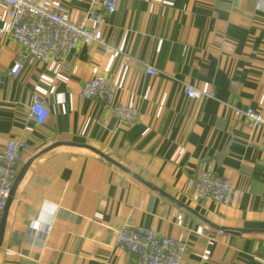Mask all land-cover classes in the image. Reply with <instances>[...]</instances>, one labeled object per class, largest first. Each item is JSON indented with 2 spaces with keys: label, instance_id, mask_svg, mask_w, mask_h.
<instances>
[{
  "label": "crops",
  "instance_id": "obj_1",
  "mask_svg": "<svg viewBox=\"0 0 264 264\" xmlns=\"http://www.w3.org/2000/svg\"><path fill=\"white\" fill-rule=\"evenodd\" d=\"M42 2L102 38L65 58H23L0 4V157L21 139L17 175L32 159L7 197L0 264H130L116 233L135 227L184 244L181 264H264V132L233 113L264 112V0H117L112 13L96 9L100 22L84 0ZM97 73L135 122L81 97ZM35 99L48 110L43 124L28 118ZM55 143L100 151L188 210L85 148L40 155ZM202 170L231 179L225 204L193 195Z\"/></svg>",
  "mask_w": 264,
  "mask_h": 264
},
{
  "label": "built area",
  "instance_id": "obj_2",
  "mask_svg": "<svg viewBox=\"0 0 264 264\" xmlns=\"http://www.w3.org/2000/svg\"><path fill=\"white\" fill-rule=\"evenodd\" d=\"M89 6L90 20L100 22L95 11L103 8L107 13L114 12L117 0H84ZM5 5L10 21V35L19 45L23 58H32L39 62H49L57 58H65L80 46L99 43L100 31L93 30L87 21H72L62 7L47 8L42 0H0ZM89 20V21H90ZM21 68L15 63L10 71L16 75ZM147 74L154 75L151 68ZM117 88L101 74H96L86 81L81 88V97L101 102L109 107L114 117L122 122L133 123L137 119V111L128 106L118 104L115 100ZM188 97L199 99L201 93L191 87L185 88ZM235 117L245 118L254 129L264 132V112L251 108L235 109ZM48 117L46 105L35 99L28 108V118L37 124H43ZM27 144L21 139H10L4 145L0 157V220L10 188L18 172L21 154ZM264 180V156L262 159ZM193 195L200 200L225 204L232 187L229 178H221L212 171H197L191 180ZM50 231L43 227L41 241ZM116 243L134 256L130 264H181L185 253L184 244L169 237L160 235L153 229L144 227L121 228L116 233Z\"/></svg>",
  "mask_w": 264,
  "mask_h": 264
},
{
  "label": "water",
  "instance_id": "obj_3",
  "mask_svg": "<svg viewBox=\"0 0 264 264\" xmlns=\"http://www.w3.org/2000/svg\"><path fill=\"white\" fill-rule=\"evenodd\" d=\"M59 145H66V146H78V147H81V148H85L91 152H93L94 154L100 156L101 158H103L104 160L108 161L109 163L113 164L114 166H116L117 168H119L120 170L124 171L125 173L129 174L131 177H133L134 179H136L137 181L141 182L143 185H145L146 187L150 188V189H153L155 190L156 192H158L159 194L163 195L164 197L168 198L170 201H172L173 203H175L176 205L180 206V207H183L185 209L188 210V208H186L184 205L176 202L175 200L167 197L165 194L161 193L160 191L156 190L153 186H151L150 184L144 182L141 178H139L137 175L131 173L130 171H128L127 169H125L124 167L118 165L117 163H115L112 159H110L107 155H104L102 154L100 151L96 150V149H93L89 146H85V145H81V144H76V143H55L53 145H51L50 147L46 148L44 151H42L40 153L43 154L44 152L56 147V146H59ZM32 161V159H31ZM29 161L27 164L24 165V167L19 171L18 175L16 176V179L14 181V186L19 182V180L21 179V177L23 176L24 172L26 171V168L28 166V164L31 162ZM9 204V199H7L6 201V204H5V207L3 209V212H2V217H1V220H0V240H1V234H2V230H3V223H4V219H5V216H6V210H7V205ZM207 223V222H206ZM209 224V223H208ZM210 227L214 228V229H217V230H220V231H227L223 228H217L215 226H212L211 224H209ZM229 234H237V233H248V231L246 230H228L227 231Z\"/></svg>",
  "mask_w": 264,
  "mask_h": 264
}]
</instances>
